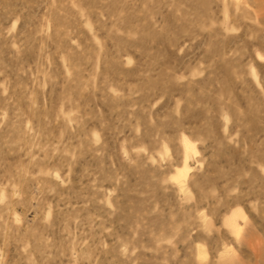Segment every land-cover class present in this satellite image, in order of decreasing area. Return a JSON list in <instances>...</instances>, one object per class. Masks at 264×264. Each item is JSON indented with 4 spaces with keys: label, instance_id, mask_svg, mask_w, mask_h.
<instances>
[{
    "label": "rangeland",
    "instance_id": "rangeland-1",
    "mask_svg": "<svg viewBox=\"0 0 264 264\" xmlns=\"http://www.w3.org/2000/svg\"><path fill=\"white\" fill-rule=\"evenodd\" d=\"M0 264H264V0H0Z\"/></svg>",
    "mask_w": 264,
    "mask_h": 264
},
{
    "label": "bare ground",
    "instance_id": "bare-ground-1",
    "mask_svg": "<svg viewBox=\"0 0 264 264\" xmlns=\"http://www.w3.org/2000/svg\"><path fill=\"white\" fill-rule=\"evenodd\" d=\"M184 147H185V152L186 153H188L189 151H191L190 147L188 145H186V143H185ZM226 224L231 228L232 231H235L236 230V228H235V222L232 220V218L227 219Z\"/></svg>",
    "mask_w": 264,
    "mask_h": 264
}]
</instances>
